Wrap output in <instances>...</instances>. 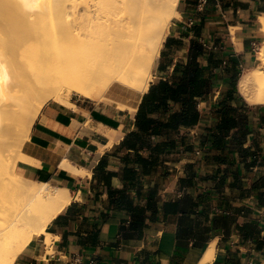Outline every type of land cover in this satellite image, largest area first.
I'll return each mask as SVG.
<instances>
[{
    "label": "crops",
    "instance_id": "crops-1",
    "mask_svg": "<svg viewBox=\"0 0 264 264\" xmlns=\"http://www.w3.org/2000/svg\"><path fill=\"white\" fill-rule=\"evenodd\" d=\"M177 10L150 84L184 78L175 99L111 88L124 108L79 96L76 109H41L16 171L72 200L48 226L54 253L35 235L14 264H199L212 243L208 264H264V104L238 89L264 41V0H179Z\"/></svg>",
    "mask_w": 264,
    "mask_h": 264
},
{
    "label": "bare ground",
    "instance_id": "bare-ground-1",
    "mask_svg": "<svg viewBox=\"0 0 264 264\" xmlns=\"http://www.w3.org/2000/svg\"><path fill=\"white\" fill-rule=\"evenodd\" d=\"M178 2L0 0V264H14L35 235H46L47 256L53 254L48 226L72 200L66 188L14 172L19 162L2 152L20 138L18 127L27 131L46 100L76 109L74 93L122 108L107 95L111 88L143 96L180 16ZM255 62L243 71L238 89L248 102L264 104V41ZM129 108L135 115L137 108ZM62 165L79 171L68 159ZM214 252L212 243L199 264L210 263Z\"/></svg>",
    "mask_w": 264,
    "mask_h": 264
},
{
    "label": "trees",
    "instance_id": "trees-1",
    "mask_svg": "<svg viewBox=\"0 0 264 264\" xmlns=\"http://www.w3.org/2000/svg\"><path fill=\"white\" fill-rule=\"evenodd\" d=\"M190 82L193 83V80L191 79ZM186 88L187 86L185 85L184 78L181 81L179 80L175 84H169L167 81L160 80L159 82L154 83L150 86L149 92L145 94V98L148 95L154 94V91L156 90L158 91L157 96L154 95V97H152V100H157L158 98L161 99L164 94L171 96L173 99H175L178 96L179 92L185 90ZM146 106L147 105H145V102H142L137 113V123L140 127H142V129H145L150 121L146 120L145 117Z\"/></svg>",
    "mask_w": 264,
    "mask_h": 264
},
{
    "label": "rangeland",
    "instance_id": "rangeland-1",
    "mask_svg": "<svg viewBox=\"0 0 264 264\" xmlns=\"http://www.w3.org/2000/svg\"><path fill=\"white\" fill-rule=\"evenodd\" d=\"M258 49L259 48H257V51H258ZM83 97V96H81V95H78V94H76V93H74L73 95H72V97ZM42 100H44V98H41ZM9 101H10V99H9ZM48 101H51V100H48ZM47 100H46V102H45V104L48 102ZM44 104V105H45ZM34 108H35V106H34ZM40 114V113H39ZM36 119H37V117H36ZM35 119V120H36ZM35 120H31L30 121V123H29V128H28V130L27 131H25L24 132V129L22 128V127H18V125L19 126H22V125H20L19 123L16 125V129H17V127L18 128H20V129H22V131L20 130V129H18V131H19V136L18 137H20L21 139H22V137H23V139L21 140L20 138H18V140L17 141H14V139H11L10 140V143H11V146L9 147V149L8 150H5L4 152H2V155L6 158V159H8L9 161H11V162H13L14 164L16 163H18V164H25V162L26 161H28L29 160V158L25 155V154H22L21 153V147H22V144H23V142L25 141V139L28 137V134H29V132H30V130H31V128H32V126H33V124H34V122H35ZM24 132V133H23ZM23 141V142H22ZM21 142V143H20ZM18 143H20V144H18ZM19 153H20V155H19ZM15 164V165H16ZM17 164V165H18ZM17 167V166H16ZM14 171V170H13ZM14 172H17V171H14ZM18 173V172H17ZM44 237L43 236H40V235H36V239H35V242L34 243H36V242H40L41 241V239H43ZM50 241V243L52 242L51 241V239L49 240ZM51 245V244H50ZM49 246V245H48Z\"/></svg>",
    "mask_w": 264,
    "mask_h": 264
},
{
    "label": "built area",
    "instance_id": "built-area-1",
    "mask_svg": "<svg viewBox=\"0 0 264 264\" xmlns=\"http://www.w3.org/2000/svg\"><path fill=\"white\" fill-rule=\"evenodd\" d=\"M201 151L197 150V153L199 154ZM78 260V259H77ZM91 264H94V261L91 262Z\"/></svg>",
    "mask_w": 264,
    "mask_h": 264
}]
</instances>
